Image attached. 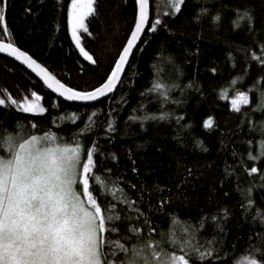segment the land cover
Returning a JSON list of instances; mask_svg holds the SVG:
<instances>
[{
    "label": "trees",
    "instance_id": "obj_1",
    "mask_svg": "<svg viewBox=\"0 0 264 264\" xmlns=\"http://www.w3.org/2000/svg\"><path fill=\"white\" fill-rule=\"evenodd\" d=\"M150 5L149 27L130 58L123 83L97 103L62 100L19 63L0 55V98H32L34 91L48 108L47 114L33 116L6 111L10 108L6 101L0 106V128L12 131L19 121L24 135L53 132L62 142L79 141L85 149L97 144L96 172L123 187L135 204L115 201L103 188L98 193L101 201L116 203L117 212L131 217L145 234L149 227L156 228L157 233H150L153 236L167 231L173 221L199 227L206 217L199 238L218 242L210 264H236L235 258L250 243H264V226L254 219L257 209L264 210V181L259 174L249 175L254 166L264 173V159L248 158L259 141L257 132L249 131V122L264 126V112L256 108L264 97L256 91L242 115L230 111V99H223L222 93L227 91L231 98L235 89L247 91L254 82L257 89L264 87V66L252 59V53L261 54L264 46V0H185L176 15L165 12L158 0H150ZM70 6L71 0H8L9 33L0 35V40L29 53L68 86L90 91L106 81L126 45L137 20V2L97 0V15L87 21L90 33L82 34V44L97 61L95 65L79 54L71 39ZM246 8L253 10L254 21L250 26L240 20V27L234 28L236 10L243 13ZM201 9H207V15L197 22ZM218 13L221 19L215 23ZM155 19L162 23L151 33ZM237 78L242 81L232 89L230 82ZM158 80L178 86L171 89L167 101L147 91ZM92 111L98 114L97 123L91 132L83 133ZM161 112L169 113V118L144 122L143 127L129 119ZM73 113L81 117L76 123L69 119ZM209 117L215 124L205 129ZM109 120L115 132L106 130ZM5 149L0 144V152ZM226 168L233 174L226 175ZM249 198L254 205L246 212ZM118 227L123 233L125 224Z\"/></svg>",
    "mask_w": 264,
    "mask_h": 264
},
{
    "label": "snow or ice",
    "instance_id": "obj_2",
    "mask_svg": "<svg viewBox=\"0 0 264 264\" xmlns=\"http://www.w3.org/2000/svg\"><path fill=\"white\" fill-rule=\"evenodd\" d=\"M7 4L8 0H0L2 36L9 33L5 12ZM137 4L138 19L130 39L106 81L91 91L66 86L11 41L0 40V53H6L20 61L40 76L48 89L66 101H99L115 93L123 83L125 68L148 24L150 0H137ZM164 4L176 15L181 12L185 0H164ZM96 5L97 0H71L69 12L70 33L75 48L93 65L97 61L85 50L82 33H90L87 21L97 15ZM207 11L201 9L195 17L196 21L207 15ZM236 11L238 19L233 21L234 28L240 27V20L248 21L251 26L255 19L253 10L246 8L243 13ZM220 19L219 13L213 17L215 23ZM161 23L160 19H155L149 31L155 33ZM229 58L232 59L231 56ZM252 59L264 66V46L261 47V54L252 53ZM241 81L242 78L232 80V89ZM174 87L178 86L170 87L158 80L147 91L159 93L162 100L167 101L169 92ZM256 91L264 97V87L257 89L254 82L252 89H235L231 98L224 91L222 98L230 99V111L246 115L242 109L252 105V95ZM31 97L24 95L18 100L8 95L0 98V106H5L7 101L10 108H6V111L15 110L33 116L47 114L48 108L41 103L43 97L34 91L31 92ZM256 108L264 112V102L259 103ZM97 115L96 111H92L86 117L83 133L93 130ZM169 115L166 112H161L160 115L145 113L140 117L130 116L129 119L133 122L140 121L143 127L144 122L163 121ZM69 119L76 123L81 117L73 113ZM180 119L183 117H177V121ZM214 124V118L209 117L203 127L212 129ZM30 127L36 125L32 124ZM106 130L115 132L111 120L108 121ZM249 131L257 132L259 141L254 144L249 142L255 147V153L250 151L248 158L253 161L264 159V126L257 128L250 121ZM198 143L203 151L208 150L203 147L202 141ZM0 144L6 145V149L0 152V264H204L205 261L210 264L211 258L218 251L217 241L201 242L199 238L206 217L201 218L199 227L185 221H173L167 231L153 236L150 233H157L156 228L149 227V234H145V230L136 225L131 217L117 212L116 203L101 201L98 193L103 188L113 200L129 206L135 204V201L129 200L123 187L96 172L99 147L95 143L85 149L79 141L62 142L59 135L53 132L24 135L22 124L18 121L12 131L0 128ZM112 158L117 159L114 154ZM225 174L233 173L226 168ZM256 174L264 181V173L254 166L249 170V175ZM247 193L250 196L251 188L247 189ZM241 195H244L243 191ZM253 205L254 201L249 198L244 205L246 212ZM224 211L226 215L227 210ZM254 219H258L264 226V210L257 209ZM120 223L125 224L123 233L118 227ZM143 223L148 224V220L145 219ZM125 236L127 239L123 238ZM235 259L236 264H264V243H250L245 252Z\"/></svg>",
    "mask_w": 264,
    "mask_h": 264
},
{
    "label": "water",
    "instance_id": "obj_3",
    "mask_svg": "<svg viewBox=\"0 0 264 264\" xmlns=\"http://www.w3.org/2000/svg\"><path fill=\"white\" fill-rule=\"evenodd\" d=\"M136 2H137V0H136ZM137 7H138V4H137ZM5 12H6V9H5ZM150 18H151V5L149 4V20H148V24L146 25V27H145V31H144V33L142 34V36H141V39H142V37L144 36V34H145V32H146V30L148 29V27H149V23H150ZM137 19H138V14H137ZM137 21V20H136ZM134 28H135V26H134ZM134 28H133V31H134ZM129 39H130V37H129ZM141 39H140V41H141ZM140 41L137 43V46L139 45V43H140ZM4 42H8V41H6V40H4ZM127 43V42H126ZM16 46V45H15ZM126 46V45H125ZM124 46V47H125ZM137 46H136V48H137ZM18 47V46H17ZM21 49V48H20ZM22 51H24L23 49H21ZM134 51H135V49L133 50V53H134ZM24 52H26V51H24ZM27 53V52H26ZM28 55H30L29 53H27ZM0 55H2V56H4V57H7V58H9V59H11V60H13V61H15V62H17V63H19L21 66H23L25 69H27L28 71H30L33 75H35L42 83H43V80L41 79V77L40 76H38L35 72H33L31 69H28L25 65H23L20 61H17V60H15V58L14 57H10V56H8L6 53H0ZM33 57V56H32ZM131 58V57H130ZM33 59H35L34 57H33ZM36 60V59H35ZM37 61V60H36ZM38 62V61H37ZM39 64H41L40 62H38ZM41 66H43V67H45L43 64H41ZM128 67V66H127ZM127 67L125 68V71H126V69H127ZM49 70V69H48ZM50 71V70H49ZM51 72V71H50ZM52 73V72H51ZM53 74V73H52ZM54 75V74H53ZM123 77V76H122ZM58 78V77H57ZM59 79V78H58ZM60 80V79H59ZM61 81V80H60ZM62 83H64L63 81H61ZM44 84V83H43ZM65 84V83H64ZM66 86H68L67 84H65ZM102 85V84H101ZM100 85V86H101ZM46 86V85H45ZM47 87V86H46ZM68 87H70V86H68ZM119 87V86H118ZM48 89V88H47ZM50 92H52L50 89H48ZM75 90H77V89H75ZM91 91V90H90ZM53 93V92H52ZM55 96H57L58 98H60V99H62V100H64L62 97H59L58 96V94L57 93H53ZM112 95V94H111ZM110 95V96H111ZM109 96V97H110ZM108 97H105V98H102L101 100H99V101H102V100H104V99H107ZM66 101V100H65ZM99 101H96V102H73V101H67V102H70V103H74V104H82V105H84V104H93V103H97V102H99Z\"/></svg>",
    "mask_w": 264,
    "mask_h": 264
},
{
    "label": "rangeland",
    "instance_id": "obj_4",
    "mask_svg": "<svg viewBox=\"0 0 264 264\" xmlns=\"http://www.w3.org/2000/svg\"><path fill=\"white\" fill-rule=\"evenodd\" d=\"M160 1V3H162V7L161 8H163L164 10H165V12H167V11H170L171 9L170 8H168L165 4H164V0H158V2ZM83 34V33H82ZM239 91H243L242 89H238Z\"/></svg>",
    "mask_w": 264,
    "mask_h": 264
}]
</instances>
